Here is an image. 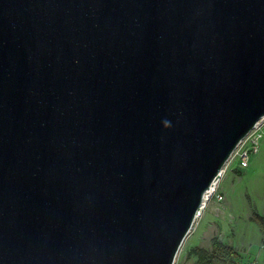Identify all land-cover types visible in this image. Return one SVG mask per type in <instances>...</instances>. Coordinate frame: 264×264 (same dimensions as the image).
<instances>
[{
  "label": "water",
  "instance_id": "1",
  "mask_svg": "<svg viewBox=\"0 0 264 264\" xmlns=\"http://www.w3.org/2000/svg\"><path fill=\"white\" fill-rule=\"evenodd\" d=\"M264 118V0H0V264H174Z\"/></svg>",
  "mask_w": 264,
  "mask_h": 264
},
{
  "label": "rangeland",
  "instance_id": "2",
  "mask_svg": "<svg viewBox=\"0 0 264 264\" xmlns=\"http://www.w3.org/2000/svg\"><path fill=\"white\" fill-rule=\"evenodd\" d=\"M225 169L218 185L224 201L213 199L208 203L182 244L176 264H196V258L189 256L190 250L209 249L213 238L231 245L239 254L236 261L240 264H250L252 256L258 254L261 232L252 217L255 213L264 218V139L249 167L233 161Z\"/></svg>",
  "mask_w": 264,
  "mask_h": 264
},
{
  "label": "built area",
  "instance_id": "3",
  "mask_svg": "<svg viewBox=\"0 0 264 264\" xmlns=\"http://www.w3.org/2000/svg\"><path fill=\"white\" fill-rule=\"evenodd\" d=\"M263 139L264 118H262V120H260L255 125L254 129L239 143L235 151L232 153L230 159L228 160L226 166L234 161L236 164H238V166L247 168L249 166L251 158L259 152L260 144ZM225 168L223 170L222 176L225 173ZM219 183L220 181L214 184L210 191L207 193V200L204 209L207 207L208 203L213 199H215L219 203L224 201V197L218 193Z\"/></svg>",
  "mask_w": 264,
  "mask_h": 264
},
{
  "label": "trees",
  "instance_id": "4",
  "mask_svg": "<svg viewBox=\"0 0 264 264\" xmlns=\"http://www.w3.org/2000/svg\"><path fill=\"white\" fill-rule=\"evenodd\" d=\"M252 219L258 224L260 232L264 235V218L253 214ZM190 257L196 258V264H240L238 252L223 243L219 238H213L209 249L195 247L189 252Z\"/></svg>",
  "mask_w": 264,
  "mask_h": 264
},
{
  "label": "crops",
  "instance_id": "5",
  "mask_svg": "<svg viewBox=\"0 0 264 264\" xmlns=\"http://www.w3.org/2000/svg\"><path fill=\"white\" fill-rule=\"evenodd\" d=\"M260 239H261V244L259 246L258 254L255 256H252L253 261L250 264H264V235L261 233ZM251 257V254H250Z\"/></svg>",
  "mask_w": 264,
  "mask_h": 264
},
{
  "label": "bare ground",
  "instance_id": "6",
  "mask_svg": "<svg viewBox=\"0 0 264 264\" xmlns=\"http://www.w3.org/2000/svg\"><path fill=\"white\" fill-rule=\"evenodd\" d=\"M215 184H216V183H215ZM200 216H202V213H201V215H200ZM200 216H199V217H200ZM199 217H198V218H199Z\"/></svg>",
  "mask_w": 264,
  "mask_h": 264
},
{
  "label": "flooded vegetation",
  "instance_id": "7",
  "mask_svg": "<svg viewBox=\"0 0 264 264\" xmlns=\"http://www.w3.org/2000/svg\"><path fill=\"white\" fill-rule=\"evenodd\" d=\"M249 167V166H248Z\"/></svg>",
  "mask_w": 264,
  "mask_h": 264
}]
</instances>
